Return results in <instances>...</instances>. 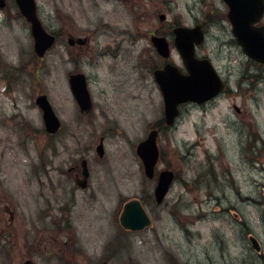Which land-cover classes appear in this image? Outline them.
Instances as JSON below:
<instances>
[{"label":"rangeland","instance_id":"rangeland-1","mask_svg":"<svg viewBox=\"0 0 264 264\" xmlns=\"http://www.w3.org/2000/svg\"><path fill=\"white\" fill-rule=\"evenodd\" d=\"M7 3L0 10V264H264V63L235 38L225 0H36L45 28L59 34L43 57L15 0ZM200 23L206 40L197 55L211 59L228 87L211 101L184 104L166 126L154 77L166 60L150 38L168 37L170 61L186 70L173 29ZM69 36L90 40L69 45ZM75 72L86 76L88 110L73 95ZM42 93L62 122L54 135L36 103ZM154 127L156 174L176 176L160 204L157 175H145L136 153ZM132 199L152 221L142 230L120 223Z\"/></svg>","mask_w":264,"mask_h":264},{"label":"water","instance_id":"water-1","mask_svg":"<svg viewBox=\"0 0 264 264\" xmlns=\"http://www.w3.org/2000/svg\"><path fill=\"white\" fill-rule=\"evenodd\" d=\"M17 4L31 23V31L34 37V50L39 57L52 47L55 35L46 30L37 15L36 0H16ZM229 5V18L232 23L233 32L242 45L246 54L264 63V24L257 25L264 14V0H225ZM3 6V0H0ZM166 19L165 14L160 15V20ZM174 44L179 51L187 72H183L177 65L167 62L163 67L154 71L164 98V118L167 125L175 123L180 114V105L187 102L204 103L217 96L224 89V82L213 66L209 58L196 56V46L205 40V32L202 24L195 26L179 25L173 29ZM151 41L158 53L168 59L171 54L170 43L166 36L153 34ZM68 42L84 44L83 38L75 39L69 37ZM73 93L83 110L92 106L91 96L87 89V81L84 74L77 73L70 77ZM42 108L45 129L49 133H55L60 129L61 121L55 113L48 96L42 94L36 99ZM159 131L152 129L147 137L137 144L136 152L140 157L146 176L153 179L156 175V165L160 159V148L158 145ZM99 154L104 153V147H97ZM84 180L81 185L87 184L89 168L86 159L82 160ZM175 179V173L171 169H164L158 173L154 188L156 203L163 202ZM120 222L129 230H142L151 225L152 221L145 207L138 199L129 200L123 208ZM250 241L255 250L260 251L261 246L253 235ZM25 264H33L26 262Z\"/></svg>","mask_w":264,"mask_h":264},{"label":"flooded vegetation","instance_id":"flooded-vegetation-1","mask_svg":"<svg viewBox=\"0 0 264 264\" xmlns=\"http://www.w3.org/2000/svg\"><path fill=\"white\" fill-rule=\"evenodd\" d=\"M3 3H4V5L2 6L1 4H0V10H2V11H6L7 9H6V7H7V0H3ZM55 33V35H56V37H57V39H58V37H59V34L58 33H56V32H54ZM90 37L88 36V37H86V38H84L85 39V43L87 42H89V39ZM85 43L83 44V45H85ZM247 73V72H246ZM245 73V74H246ZM248 74V73H247ZM223 77V76H222ZM228 87V85L226 84V81H225V88H227ZM224 92H225V90H224Z\"/></svg>","mask_w":264,"mask_h":264},{"label":"trees","instance_id":"trees-1","mask_svg":"<svg viewBox=\"0 0 264 264\" xmlns=\"http://www.w3.org/2000/svg\"><path fill=\"white\" fill-rule=\"evenodd\" d=\"M163 124V123H162Z\"/></svg>","mask_w":264,"mask_h":264}]
</instances>
